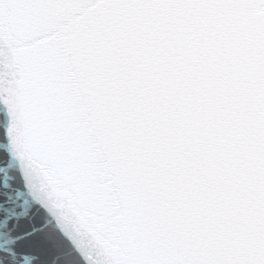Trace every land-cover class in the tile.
I'll use <instances>...</instances> for the list:
<instances>
[{
	"label": "snow or ice",
	"instance_id": "snow-or-ice-1",
	"mask_svg": "<svg viewBox=\"0 0 264 264\" xmlns=\"http://www.w3.org/2000/svg\"><path fill=\"white\" fill-rule=\"evenodd\" d=\"M0 264H264V0H0Z\"/></svg>",
	"mask_w": 264,
	"mask_h": 264
}]
</instances>
